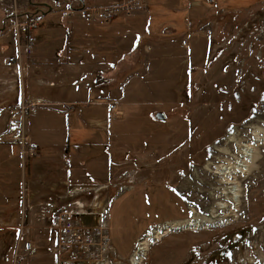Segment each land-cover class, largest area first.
<instances>
[{
    "label": "rangeland",
    "instance_id": "1",
    "mask_svg": "<svg viewBox=\"0 0 264 264\" xmlns=\"http://www.w3.org/2000/svg\"><path fill=\"white\" fill-rule=\"evenodd\" d=\"M33 2L0 0V7L9 22L16 5L29 14L66 6L52 0L51 9H36ZM155 2H172L174 9L163 7L150 26L130 19L137 10L113 22L82 21L78 16L60 22L51 14L33 36L34 51L28 56L32 61L11 69L5 65L7 56L5 70L12 73L0 77V100L19 91V102L7 111L12 120H22L25 134L29 116L23 118L21 110L38 103L37 97L56 105L32 108V129H40V120L49 124L48 130L50 124L60 128L52 134L57 141L67 124L54 110L73 107L69 119L74 165L84 163L80 187L88 191L73 194L69 201L77 202L71 206L86 214L87 224L108 222L115 258L122 263L130 261L137 240L151 229L192 217L191 206L195 217L217 209V201L224 198L214 190L220 185L207 162L236 130L249 138L253 125L264 127V0ZM248 2L252 5L245 6ZM212 12L219 13L193 26L190 18ZM209 21L208 35H200ZM9 33L17 36L15 30ZM1 44L14 53L13 35H6ZM17 48L15 43L12 56L25 52L24 46ZM88 88L99 91L84 94ZM103 100L111 101L110 109ZM123 111L125 117H117ZM159 112L165 120L156 117ZM21 149L25 155L23 144ZM124 151L115 161L113 156ZM105 181L110 189L92 190ZM110 197L109 212L105 205ZM239 209V217L227 225L172 229L150 249L145 264H264V168L245 183ZM32 223L47 229L37 218ZM41 230L31 235L39 264L49 261L46 254L49 257L55 240L50 229Z\"/></svg>",
    "mask_w": 264,
    "mask_h": 264
},
{
    "label": "crops",
    "instance_id": "2",
    "mask_svg": "<svg viewBox=\"0 0 264 264\" xmlns=\"http://www.w3.org/2000/svg\"><path fill=\"white\" fill-rule=\"evenodd\" d=\"M84 1L87 6L96 7L106 4H117L125 0ZM155 1L156 0H145L146 5L144 8L138 9V12L131 15L132 18L130 19L138 18L141 23L150 26L154 20L158 19L163 7L170 11L174 9L172 2L157 3ZM62 2L66 4L65 7L78 5L77 0H63ZM100 2H103L104 4H101ZM250 4L251 3L248 2L245 6H249ZM217 10L220 11L222 9L219 8ZM212 13L213 14H205L201 19L190 18L194 22L193 26L205 20L211 21V18H213L214 15H218L219 12H216V14L215 12ZM49 16L52 15L49 14L46 17ZM8 18L9 14L4 12V9L0 7V31H2V34L0 35V77L4 76L6 72L12 73L10 70H5L6 66L4 65V59L15 53V43H17L18 40L14 33H9L8 26L10 22H8ZM77 19L83 21L81 18ZM44 20L45 19H43V22ZM63 20L66 19H61L60 22ZM210 21L208 22L209 25L204 26L203 29L201 28L200 35H208L209 32L206 31L211 28ZM7 24L8 26L6 29L5 25ZM191 25L192 23H190L189 29H191ZM86 28L87 31L94 29L92 27ZM175 32L176 30H174V33ZM6 35H13L14 37V53L10 51L8 45L1 44ZM191 36H193L192 38L199 37L193 33H191ZM86 38L88 42L91 41V38ZM80 42L84 44V40H78L77 44L80 45ZM29 55L31 54H27L26 52L19 55L20 58L18 61H20V63H17V65L10 68L14 69L17 67L20 68L19 66L22 67L23 62L30 59L28 58ZM30 60L32 61V59ZM93 91H99V89L88 88L85 90L84 94L92 93ZM18 93L15 95L12 94L11 97L4 100H0V264H13L15 249L21 233L31 237L35 230H41V227H39L38 224L35 225V223H32V221H35V218H37L42 224H45L47 228L46 230H41V233L48 232L51 227L48 217L55 214L62 205L69 203V197H72L73 194L77 193V189L81 188L80 186L83 185L81 179H83L82 171H84V163L82 164V161L79 160L76 165H73L72 161L69 159L66 145L62 144V141L64 142L65 139L59 140L58 145L52 143V134L60 128L54 129L50 124L51 130H48L45 128V125L49 126V124H45L43 120H40L38 122V125L41 124L40 129L34 130L28 120L27 135L30 138V142H34L35 146L38 148L37 150L39 151V154L36 156H31L26 153L23 155L21 145L10 144L9 136L7 134L15 119L12 120L11 113L7 111V108L15 107L19 102ZM37 98L42 102L37 108L56 105V103H52L49 99L41 96ZM8 100H10L9 104L4 105ZM71 103L72 102L69 104ZM107 104H109V102ZM70 107L72 108L70 112L75 113L73 107ZM88 145L89 144H87L86 141L85 146ZM110 156L111 153L109 154V157ZM71 157L72 156H70V158ZM69 164H71L72 167L69 166ZM107 185H111V183H100L97 186L92 185L93 187H97L92 190L100 193L109 189ZM102 186L105 187L99 189ZM135 188L136 187H134L133 190H135ZM82 189L83 188H81V190ZM80 193L82 192L80 191ZM81 195L77 198L82 199ZM111 204L110 197L107 205H105L109 212Z\"/></svg>",
    "mask_w": 264,
    "mask_h": 264
},
{
    "label": "built area",
    "instance_id": "3",
    "mask_svg": "<svg viewBox=\"0 0 264 264\" xmlns=\"http://www.w3.org/2000/svg\"><path fill=\"white\" fill-rule=\"evenodd\" d=\"M210 2L216 5L218 0H210ZM145 5V0H125L117 4H106L96 7L81 3L64 7L58 12L51 9V11L44 14L22 13L16 5L11 15L8 30L12 29L17 32L18 51L21 46H24V51L27 54H32L34 51V33L47 14L57 15L59 20L78 16L83 20L113 22L120 16H127L140 8H144ZM22 35L27 36L26 43H21ZM19 55H21L20 52L17 56H10L5 59V65L14 67V64L20 58ZM38 104H40V101L24 105L21 110L23 118H28L31 109L38 107ZM121 116H123V112L117 115V117ZM9 141L12 144H23L26 154H30L31 156L39 154L38 148L30 144V138L24 132L22 120L15 119L12 122ZM103 187L105 186L99 189ZM80 191L83 192L77 189V192L80 193ZM75 203L77 202H69L62 205L55 214L48 217V221H50L55 233L54 245L49 251L56 259L53 264H145L150 249L157 244L148 248L144 246L143 238H145L148 232L137 240L132 253V261L122 263V261L115 258L108 222L100 225L85 223L83 217L86 214L78 212L71 206ZM34 251L35 246L31 239L24 233H21L15 249L13 264H39L30 262Z\"/></svg>",
    "mask_w": 264,
    "mask_h": 264
},
{
    "label": "bare ground",
    "instance_id": "4",
    "mask_svg": "<svg viewBox=\"0 0 264 264\" xmlns=\"http://www.w3.org/2000/svg\"><path fill=\"white\" fill-rule=\"evenodd\" d=\"M250 130L249 138H245L241 130H236L226 139V144L216 147L212 160L206 164L207 170L214 173L218 179L220 186L214 189L217 191V196L224 198V200L217 201V209H211L207 215L195 217L196 210L191 206L192 217L168 221L151 229L143 238L145 247L148 248L158 243L172 229L216 227L227 225L233 218L239 217L238 212L244 195L245 183L250 180L253 174H258L264 168V127L253 125ZM229 201L235 205L230 207ZM236 210L237 212L233 215L232 212ZM52 231L54 230L50 227V233ZM28 238L31 239V237ZM33 244L35 246V243ZM49 256L52 257L50 252ZM132 258L133 254H131L130 262Z\"/></svg>",
    "mask_w": 264,
    "mask_h": 264
},
{
    "label": "trees",
    "instance_id": "5",
    "mask_svg": "<svg viewBox=\"0 0 264 264\" xmlns=\"http://www.w3.org/2000/svg\"><path fill=\"white\" fill-rule=\"evenodd\" d=\"M27 42V36L26 35H22L21 36V43H26ZM130 89V88H129ZM108 100H103V102H104V104L105 105H108L109 106V109H110V107H111V101L109 102V104H107L108 102H107ZM36 109V108H35ZM72 108L71 107H68V108H58V109H56V110H54V112L56 113V114H58V115H61V116H65L66 117V124H67V126H66V128H65V130H64V132H63V139H65V141L63 142L62 141V144H64V145H66V149H67V151H68V155H69V159H70V161H72V163H73V165H74V155L75 154H73V147H76L75 145L73 146V147H71V137H72V130H73V128L71 127V122H70V119H69V117H70V110H71ZM34 110V109H33ZM32 110V111H33ZM32 111H31V113H32ZM31 113H30V115H29V121H30V116H31ZM123 116L125 117V112L123 111ZM122 117V116H121ZM120 118V117H119ZM128 121V120H127ZM127 121H124V122H127ZM31 123V122H30ZM31 126H32V124H31ZM33 128V127H32ZM60 130V129H59ZM59 130H57V132H59ZM153 136V135H152ZM52 143L53 144H59V141H57L56 139H53V136H52ZM68 141V142H67ZM11 144V143H10ZM30 144L31 145H33V146H35V143L33 142V143H31L30 142ZM13 145V144H12ZM14 145H17V144H14ZM147 145V144H146ZM18 146H20V145H18ZM127 150H129V149H127ZM148 152L149 153H151L149 150H148ZM126 153V151H124L122 154H119V155H114L113 156V158H114V160L115 161H120V158H121V156H123L124 154ZM170 154H172V153H170ZM173 155V157H175L174 155L175 154H172ZM70 156H72L71 158H70ZM124 157V156H123ZM160 157V156H159ZM158 157V158H159ZM163 156H161L159 159H161ZM124 159V158H123ZM159 159H158V162H160L159 161ZM125 160V159H124ZM124 165H127L126 163H124ZM69 166H71L72 167V165L71 164H69ZM74 167V166H73ZM128 167H130V164L126 167V168H128ZM125 168V169H126ZM118 169H120V168H118ZM113 170H115V169H113ZM172 171L175 173L177 170H176V167L174 166V168L172 169ZM69 176H70V174H69ZM103 183H106V184H109V183H107L106 181L105 182H103ZM86 218V217H85ZM84 218V220H86ZM86 222V221H85ZM52 234H53V236H55V233H54V231H52ZM55 238V237H54ZM151 251V250H150ZM150 253V252H149ZM149 256V255H148ZM46 258H48V260L49 261H45V263H55V261H56V259L52 256V257H48V254H46ZM30 262H32V263H41L38 259H37V255H35V253L33 254V256H32V258H31V260H30Z\"/></svg>",
    "mask_w": 264,
    "mask_h": 264
},
{
    "label": "flooded vegetation",
    "instance_id": "6",
    "mask_svg": "<svg viewBox=\"0 0 264 264\" xmlns=\"http://www.w3.org/2000/svg\"><path fill=\"white\" fill-rule=\"evenodd\" d=\"M48 1H52V0H48ZM48 1H42V0H35V2H33V4H34V7L36 8V9H42V8H46L47 6L45 5V4H47V5H51L50 4V2H48ZM53 1H56V2H60V1H63V0H53ZM81 3H84L85 4V1L84 0H77V4H81ZM218 4V3H217ZM48 8V7H47ZM49 9V8H48ZM10 22V21H9ZM108 187H109V189L111 188V185H107ZM121 186H131V185H129V184H124V185H121ZM120 186V187H121ZM120 187H118V190H119V188ZM118 192V191H117ZM116 192V193H117ZM115 193V194H116Z\"/></svg>",
    "mask_w": 264,
    "mask_h": 264
},
{
    "label": "water",
    "instance_id": "7",
    "mask_svg": "<svg viewBox=\"0 0 264 264\" xmlns=\"http://www.w3.org/2000/svg\"><path fill=\"white\" fill-rule=\"evenodd\" d=\"M82 4H83V3H82ZM45 5H46L49 9H51L49 5H47V4H45ZM156 117H157L158 119H160V120H165V119H166L165 114L162 113V112H159V113L156 115Z\"/></svg>",
    "mask_w": 264,
    "mask_h": 264
}]
</instances>
